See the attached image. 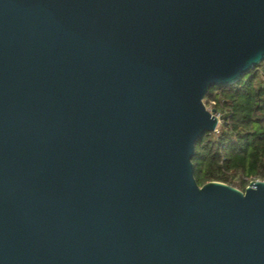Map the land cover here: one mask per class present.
<instances>
[{"label":"water","instance_id":"1","mask_svg":"<svg viewBox=\"0 0 264 264\" xmlns=\"http://www.w3.org/2000/svg\"><path fill=\"white\" fill-rule=\"evenodd\" d=\"M262 62L264 0H0V264H264V181L192 161Z\"/></svg>","mask_w":264,"mask_h":264},{"label":"trees","instance_id":"2","mask_svg":"<svg viewBox=\"0 0 264 264\" xmlns=\"http://www.w3.org/2000/svg\"><path fill=\"white\" fill-rule=\"evenodd\" d=\"M205 104L216 109L220 124L196 144L198 184L217 181L244 191L264 181V62L234 84L212 87Z\"/></svg>","mask_w":264,"mask_h":264},{"label":"built area","instance_id":"3","mask_svg":"<svg viewBox=\"0 0 264 264\" xmlns=\"http://www.w3.org/2000/svg\"><path fill=\"white\" fill-rule=\"evenodd\" d=\"M211 108V107H210ZM212 109V108H211ZM219 119H220V116L218 115Z\"/></svg>","mask_w":264,"mask_h":264},{"label":"rangeland","instance_id":"4","mask_svg":"<svg viewBox=\"0 0 264 264\" xmlns=\"http://www.w3.org/2000/svg\"><path fill=\"white\" fill-rule=\"evenodd\" d=\"M209 109H211L210 107H208Z\"/></svg>","mask_w":264,"mask_h":264}]
</instances>
